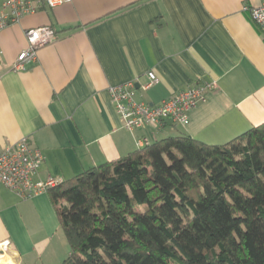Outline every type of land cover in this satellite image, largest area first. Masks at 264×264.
Wrapping results in <instances>:
<instances>
[{
  "label": "crops",
  "instance_id": "obj_1",
  "mask_svg": "<svg viewBox=\"0 0 264 264\" xmlns=\"http://www.w3.org/2000/svg\"><path fill=\"white\" fill-rule=\"evenodd\" d=\"M6 0H0V13ZM264 0H71L22 17L0 33V152L25 139L43 162L35 181L68 180L136 150L137 141L185 135L221 145L264 122V35L244 7ZM52 43L14 71L27 29ZM157 82L144 90L147 73ZM135 84L150 106L214 84L184 125L127 130L109 88ZM47 193L23 199L0 185V264L63 258ZM60 245L57 253L56 246ZM65 245V244H64ZM53 258V259H52Z\"/></svg>",
  "mask_w": 264,
  "mask_h": 264
},
{
  "label": "trees",
  "instance_id": "obj_2",
  "mask_svg": "<svg viewBox=\"0 0 264 264\" xmlns=\"http://www.w3.org/2000/svg\"><path fill=\"white\" fill-rule=\"evenodd\" d=\"M46 193L61 264H264V122L221 145L167 137Z\"/></svg>",
  "mask_w": 264,
  "mask_h": 264
},
{
  "label": "built area",
  "instance_id": "obj_3",
  "mask_svg": "<svg viewBox=\"0 0 264 264\" xmlns=\"http://www.w3.org/2000/svg\"><path fill=\"white\" fill-rule=\"evenodd\" d=\"M71 0H6L0 13V33L8 26L19 22L27 15L34 14L43 6L50 9L70 3ZM253 24L264 35V4L259 7H244ZM26 47L17 55L13 64L14 71H25L34 64L38 50L52 43L55 32L48 26L27 29L24 32ZM148 83L142 88L147 90L156 82L153 72L147 73ZM214 89V84H196L175 96L162 101L159 105L150 106L139 102L135 97V84H126L109 88L111 103L116 114L127 130L140 129L146 126L161 127L166 121L184 125L189 113L197 105L204 103L207 94ZM148 145V141H137V147ZM43 162L41 153L30 147L25 139L0 152V185L23 199H30L61 183L47 178L35 181V176Z\"/></svg>",
  "mask_w": 264,
  "mask_h": 264
},
{
  "label": "rangeland",
  "instance_id": "obj_4",
  "mask_svg": "<svg viewBox=\"0 0 264 264\" xmlns=\"http://www.w3.org/2000/svg\"><path fill=\"white\" fill-rule=\"evenodd\" d=\"M58 238L61 239V242H63V247L65 246V249H62V255H63V258L62 260L60 259L59 262L57 261H54V260H51L48 258V254L46 253L44 255V257L41 259V260H37V261H34V260H27V259H24L20 262V264H61L62 261L67 257L68 255V245H67V242H66V239L64 237V234L62 232L61 229H59L57 235L54 237L53 239V243H52V247L58 243ZM65 244V245H64ZM56 249H57V253L60 251V245L59 246H56ZM53 259V258H52Z\"/></svg>",
  "mask_w": 264,
  "mask_h": 264
}]
</instances>
